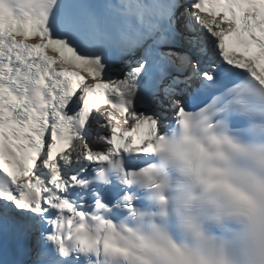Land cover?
Here are the masks:
<instances>
[{"label":"snow or ice","instance_id":"snow-or-ice-1","mask_svg":"<svg viewBox=\"0 0 264 264\" xmlns=\"http://www.w3.org/2000/svg\"><path fill=\"white\" fill-rule=\"evenodd\" d=\"M0 264H264V0H0Z\"/></svg>","mask_w":264,"mask_h":264}]
</instances>
